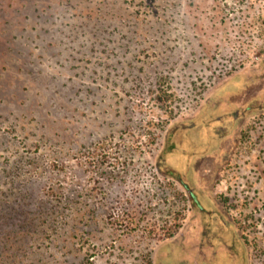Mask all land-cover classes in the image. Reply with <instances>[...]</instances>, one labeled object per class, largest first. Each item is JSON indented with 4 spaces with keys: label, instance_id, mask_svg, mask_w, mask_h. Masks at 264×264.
<instances>
[{
    "label": "rangeland",
    "instance_id": "1",
    "mask_svg": "<svg viewBox=\"0 0 264 264\" xmlns=\"http://www.w3.org/2000/svg\"><path fill=\"white\" fill-rule=\"evenodd\" d=\"M0 264H264V0H0Z\"/></svg>",
    "mask_w": 264,
    "mask_h": 264
},
{
    "label": "trees",
    "instance_id": "2",
    "mask_svg": "<svg viewBox=\"0 0 264 264\" xmlns=\"http://www.w3.org/2000/svg\"><path fill=\"white\" fill-rule=\"evenodd\" d=\"M193 204L195 205V200H194V197H193ZM168 239H171L172 238V235H169V237H167Z\"/></svg>",
    "mask_w": 264,
    "mask_h": 264
}]
</instances>
